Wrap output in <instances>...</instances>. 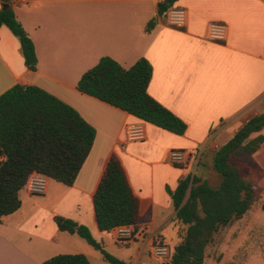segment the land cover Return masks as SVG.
<instances>
[{
	"label": "crops",
	"instance_id": "obj_1",
	"mask_svg": "<svg viewBox=\"0 0 264 264\" xmlns=\"http://www.w3.org/2000/svg\"><path fill=\"white\" fill-rule=\"evenodd\" d=\"M10 1L34 42L38 66L36 71L26 67L19 40L2 26L0 95L15 85L37 86L73 107L96 137L73 186L50 179L45 203L21 190L20 210L0 224V264H41L59 254H83L90 264H109L80 236L60 231L55 216L86 226L105 250L113 246L112 255L127 264H170L151 255L155 241L173 252L184 234L168 191L190 174L218 188L216 152L264 112V0H178L175 5L188 12L183 29L168 27L158 14L162 0ZM151 20L154 26L146 31ZM212 22L228 26L225 42L206 38ZM105 56L125 69L147 59L153 69L148 93L185 122L186 132L163 130L80 92L82 75ZM137 123L144 125L146 140L124 145L126 126ZM173 150L187 152L189 161L171 164ZM113 155L140 200L137 227L143 234L127 241L118 240L115 229L100 231L95 219L94 195ZM235 165L253 182L262 209L264 142ZM218 237L209 247L226 245L238 234Z\"/></svg>",
	"mask_w": 264,
	"mask_h": 264
},
{
	"label": "trees",
	"instance_id": "obj_2",
	"mask_svg": "<svg viewBox=\"0 0 264 264\" xmlns=\"http://www.w3.org/2000/svg\"><path fill=\"white\" fill-rule=\"evenodd\" d=\"M177 1L162 0L158 14L162 15ZM154 23L151 20L146 31ZM2 26L8 27L19 40L26 67L36 71L38 57L34 42L18 21L10 0H3ZM152 72L145 58L125 69L105 56L82 75L77 89L146 123L183 135L187 130L185 122L148 93ZM263 128L264 112L251 118L216 152L214 169L221 176L218 188L190 174L174 191H168L176 218L185 227L180 242L170 253V264H204L206 250L215 236L242 220L259 200L253 182L242 176L233 160L252 155L260 148L264 142L260 134ZM256 133L259 134L252 138ZM95 137L94 127L73 107L37 86L15 85L0 95V155L4 157L0 161V224L4 217L20 210V192L32 172L73 186ZM93 203L100 231L110 232L124 225H133L138 230L140 200L116 155L106 166ZM54 221L60 231L84 239L109 264H127L107 252L86 226L62 216H55ZM41 264H90V261L83 254H59Z\"/></svg>",
	"mask_w": 264,
	"mask_h": 264
},
{
	"label": "built area",
	"instance_id": "obj_3",
	"mask_svg": "<svg viewBox=\"0 0 264 264\" xmlns=\"http://www.w3.org/2000/svg\"><path fill=\"white\" fill-rule=\"evenodd\" d=\"M10 3H13V1ZM167 26L174 29H183L188 23V12L182 6L174 5L161 15ZM206 38L209 41L222 43L228 38V26L222 22H212L207 29ZM147 138L146 129L143 124H129L125 129V141L143 142ZM190 157L187 152L173 150L169 154V162L173 165H182L189 161ZM50 178L37 171L32 172L25 184V189L31 195H45L48 192ZM115 236L118 240H132L136 236H141L143 231L136 230L133 225H124L114 228ZM155 241L151 246V255L162 262L170 259V249L168 246Z\"/></svg>",
	"mask_w": 264,
	"mask_h": 264
},
{
	"label": "rangeland",
	"instance_id": "obj_4",
	"mask_svg": "<svg viewBox=\"0 0 264 264\" xmlns=\"http://www.w3.org/2000/svg\"><path fill=\"white\" fill-rule=\"evenodd\" d=\"M238 162L234 158L233 164ZM40 202H47L44 195H35ZM238 234V238L229 240L226 245L219 248L208 247L204 264H264V210L259 208L258 203L244 217L233 225L222 229L219 237L223 239L224 234ZM221 244L224 240L219 241ZM217 250V251H216ZM110 254L117 251L113 246L108 248ZM114 255V254H113Z\"/></svg>",
	"mask_w": 264,
	"mask_h": 264
}]
</instances>
